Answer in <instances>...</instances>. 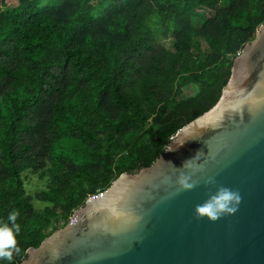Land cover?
<instances>
[{
  "label": "trees",
  "instance_id": "16d2710c",
  "mask_svg": "<svg viewBox=\"0 0 264 264\" xmlns=\"http://www.w3.org/2000/svg\"><path fill=\"white\" fill-rule=\"evenodd\" d=\"M13 1L0 0V222L18 212L16 264L217 102L264 0ZM27 171L46 182L34 195Z\"/></svg>",
  "mask_w": 264,
  "mask_h": 264
},
{
  "label": "water",
  "instance_id": "95a60500",
  "mask_svg": "<svg viewBox=\"0 0 264 264\" xmlns=\"http://www.w3.org/2000/svg\"><path fill=\"white\" fill-rule=\"evenodd\" d=\"M184 177L195 187L183 189ZM209 178L214 185H205ZM219 186L239 192L236 211L196 218L195 206ZM16 264H264V23L213 106Z\"/></svg>",
  "mask_w": 264,
  "mask_h": 264
},
{
  "label": "clouds",
  "instance_id": "9594fccd",
  "mask_svg": "<svg viewBox=\"0 0 264 264\" xmlns=\"http://www.w3.org/2000/svg\"><path fill=\"white\" fill-rule=\"evenodd\" d=\"M172 149H169V151ZM190 177L182 178L179 183L185 190H191L195 187L190 183ZM215 180L209 178L205 180V185H214ZM238 191L229 187L219 186L214 192H210L202 203L195 206L194 213L196 218H207L210 221H216L223 215L233 214L240 202ZM18 212L13 210L9 212L6 222H0V264H13V253H19L17 246V236L21 228L16 223Z\"/></svg>",
  "mask_w": 264,
  "mask_h": 264
},
{
  "label": "rangeland",
  "instance_id": "374dc122",
  "mask_svg": "<svg viewBox=\"0 0 264 264\" xmlns=\"http://www.w3.org/2000/svg\"><path fill=\"white\" fill-rule=\"evenodd\" d=\"M222 1V0H221ZM18 3V0H14L12 3H10V7L15 6ZM170 38L162 40L164 43H168ZM206 44L203 42V47L205 48ZM195 91H197V87L195 85H191L189 87H186L184 89L183 95L188 96L193 94ZM25 178V187L26 192L29 195H34L36 192H38L40 189L44 188L46 185L45 180L38 177V175L32 173L31 171H27L24 173ZM35 207L42 208L44 207L45 203L39 200H32ZM58 226L50 227L49 230H55Z\"/></svg>",
  "mask_w": 264,
  "mask_h": 264
},
{
  "label": "built area",
  "instance_id": "2783aa9c",
  "mask_svg": "<svg viewBox=\"0 0 264 264\" xmlns=\"http://www.w3.org/2000/svg\"><path fill=\"white\" fill-rule=\"evenodd\" d=\"M240 52H241V51H240ZM240 52H238V54H239Z\"/></svg>",
  "mask_w": 264,
  "mask_h": 264
}]
</instances>
